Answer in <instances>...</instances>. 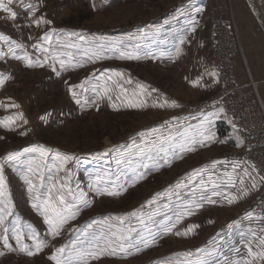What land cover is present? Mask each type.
<instances>
[{
  "label": "rangeland",
  "instance_id": "374dc122",
  "mask_svg": "<svg viewBox=\"0 0 264 264\" xmlns=\"http://www.w3.org/2000/svg\"><path fill=\"white\" fill-rule=\"evenodd\" d=\"M201 1L13 0L14 20L1 10V27L14 38L0 59L4 79L0 121L8 124L0 123V161L9 152L21 153V163L4 162L12 202L4 227L9 228L12 249H18L11 231L18 221L24 243L35 254L9 250L0 241L4 253L0 264H55L50 256L57 248L64 246L61 255L67 256L74 242L78 249L104 247L105 238L115 240L130 228L135 229L133 247L115 255L89 256L87 264H234L244 259L264 264V259L248 254L249 246L253 252L262 247L264 191L244 142L222 111L205 124V134L212 140L201 144L203 137L196 135L201 122L214 112L197 105L215 90L211 87L218 75L213 28L215 15L221 13H213L214 0ZM29 4L34 12L28 10ZM41 17L50 23L33 22ZM236 22L243 47L237 18ZM45 33L52 34L50 41L42 40ZM137 50L140 59L118 58L121 52ZM25 56L36 63L29 66ZM61 60L66 62L63 68ZM236 61L239 73L247 77L244 59ZM111 69L121 75L107 71ZM140 85L145 86L143 93ZM133 102L143 106L129 107ZM7 117L13 120L6 121ZM186 131V136L176 135ZM169 134L175 143L165 155L153 142ZM33 145L52 151L41 160L39 152L24 151ZM57 152L72 158L60 167L61 160H53ZM29 162H34L31 173ZM25 175L35 186L32 192ZM65 182L67 187L60 189ZM52 183H57L53 198L63 194L76 212L55 236L32 206L37 195L40 200L47 198ZM105 189L119 194L108 195ZM172 224L171 232L163 230ZM192 225L197 227L184 235ZM33 233L46 244L39 252L33 247ZM92 234L99 239L92 240ZM141 238L147 247L139 242Z\"/></svg>",
  "mask_w": 264,
  "mask_h": 264
},
{
  "label": "snow or ice",
  "instance_id": "6c2138e0",
  "mask_svg": "<svg viewBox=\"0 0 264 264\" xmlns=\"http://www.w3.org/2000/svg\"><path fill=\"white\" fill-rule=\"evenodd\" d=\"M13 3V0H0V10H3L5 13L9 14V17L11 19H15L17 16V13L15 11L12 10V8L10 7V5ZM28 10L30 12H34V9L32 7V5H28ZM35 24L39 25L41 22L43 23H50V21L44 20L43 17H41L40 19H35L33 21ZM192 31H195V27L192 28ZM73 35H75V33H73ZM51 33H45L44 36L42 37V40L44 41H50L51 40ZM9 37H6L5 35H3L2 33H0V40H9ZM14 43V42H13ZM181 43H183V40H181ZM17 47H21V45H17ZM34 47H37L40 51L42 52H48L49 49L43 47L42 45H34ZM181 49L177 48L176 52L177 55L180 53ZM9 52H12V49L9 48ZM14 54V53H13ZM4 55V53L0 52V58H2ZM18 58V57H17ZM97 58H101V57H97ZM119 59H128V60H134V59H140V56L138 54V50L137 51H127V52H121L120 56L118 57ZM25 59L28 60V65L29 66H33L34 61H32L31 59H29L27 56H25ZM65 61L61 60L60 61V66L61 68H63L65 66ZM55 71V69H53ZM107 71H111L113 73H115L117 76H120L121 73L115 69H111V70H107ZM57 75H59V72H57ZM214 75V73H213ZM109 80H111V76L108 77ZM127 83H131L130 80L126 81ZM4 83V79H3V74H0V84ZM196 83V82H193ZM118 87L121 88L122 92H127V89L123 88L122 85H117ZM80 87H83V83L80 85ZM141 88V92L143 93V90L145 88L144 85H140ZM69 91H72V87L70 86ZM108 89L105 88L104 89V95H107L108 93ZM153 91H155V89H153ZM72 96L75 99L76 97V93L74 91H72ZM109 100H111V96L108 97ZM77 103H80L79 100L76 101ZM167 103V102H165ZM113 107H115V105H112ZM129 107H141L143 106L142 103H129L128 104ZM155 106V105H154ZM160 107H164V104H160L158 105ZM172 106H176L175 102H172ZM15 107H18V105H15ZM220 111H223V109H221ZM20 118H22V113L18 114ZM216 115L215 113H209L207 117H205L204 121L201 122V125L199 126V131L196 133V135L203 137L202 140L199 141V143L203 144L205 141L208 140H212L214 137L212 135H206L205 133L208 131V129L205 127V124H211V120L210 117ZM6 121H12L13 117H7L5 118ZM26 122V121H25ZM0 123H3L5 127L8 126L7 123H5L4 121H0ZM233 127L235 128V125H233ZM152 131H156L155 129H153ZM176 135H181V136H186L187 135V131L185 133H176ZM193 142H196L195 139L193 138ZM223 142V141H221ZM168 144V147L165 146V144ZM175 143V138L172 134H169V136L164 137L159 143L157 142H153L154 146L156 147L158 152H162L165 155L168 154V148L172 147ZM239 147V144L237 145ZM139 148V146H136ZM181 148H184V145L181 144L180 145ZM191 150V149H189ZM25 152H39L40 153V157L41 160H44L47 156V154L49 152H51V149H47L45 148V146L43 145H33L31 148H26L24 149ZM110 151V150H106ZM149 151H151V149H149ZM140 152L141 154H144L145 149L140 148ZM96 156H100L102 154L97 153L95 154ZM21 157V153L20 152H9L6 157L3 158L2 161H0V229L3 230V234H0V241H3V244L6 248H8L9 250H19L21 252H27L28 255H33L35 254L33 251L30 250L29 245L24 243V233L20 228L19 222L15 221L12 224L11 227V231L12 234L16 240V244L18 245V249H12L11 245L9 244L8 241V235L7 233L9 232V228L8 227H4V223H5V219L7 216L12 214V202L9 196V193L7 191V182L4 176V162H9V163H13L15 164H19L21 163L20 160ZM72 157L70 156H61L60 153H56V155L53 157V160H61V164L60 167H63V164L67 162V160L71 159ZM149 159H151L152 157L149 156ZM34 162H29L30 166L28 171L31 173L33 171L31 164ZM117 163H120V160H117ZM57 171H59V168H57ZM245 175H250V173H248V171L245 169ZM24 179L26 181H28V185H29V191L32 192L35 190V186L32 184L31 180L28 179V176L25 175ZM264 179V178H262ZM231 182V181H229ZM59 183V182H57ZM57 183H52L50 184L49 188H48V196L46 199L44 200H40L39 195H37L35 197L36 201L35 203H33V208L37 209L40 214L43 216V219L45 221L46 224H48L49 229L52 233V235H59V230L60 228L67 223V221L69 219H73L76 215V212L73 210L74 205L66 203L65 201V196L63 194H58L56 195L55 199L53 198V193L52 190L57 188ZM241 183H243V180H241ZM67 187V183H63L60 184V189H64ZM253 187H255V183L253 184ZM99 191V189H98ZM107 192L108 195H118L119 193L116 191H108V190H104ZM59 192V189H58ZM69 194H70V190H69ZM159 195V194H157ZM84 194L81 193L79 199H83ZM74 199H77L76 197H74ZM236 198L233 197L232 199H230L228 202L232 203ZM209 202L211 203H215V201L209 200ZM84 204H87L88 202L86 200L83 201ZM151 203V202H149ZM187 214L191 215L192 213L189 211ZM247 215L251 216V213H248ZM177 222H179V220H177ZM97 223V221H93V224ZM141 223L143 224V221H141ZM92 227V225H89V228ZM175 227V224H172L171 227L165 226L164 227V231L165 232H171L172 229ZM197 227L196 225H192L189 226V229L183 233L184 235H187L188 231H191L192 228ZM135 229H127L125 233L116 236L115 240L113 239H109V238H105V246L104 247H99L98 245H90L89 249H78L75 248V243L73 244V251H71L67 256H62L61 254L65 252V247L62 246L60 248H57L55 250V252L50 256V259L55 261V264H87V257L91 256L93 258H99V256L104 255V254H111V255H115L116 251H126L128 248L133 247V244L131 243V233L134 232ZM83 235H85V237H88V233L87 231H85L83 233ZM115 236V234H113ZM176 235H181L180 232H177ZM255 235V234H253ZM31 239L33 240V247L35 248L36 252H39L42 248L46 247V244L44 243V241L37 239V236L35 233L32 234ZM92 240H97L99 239L98 237H96L95 234H92L91 236ZM140 243H144L145 247L148 246V244L146 243V241L143 240V238L140 239L139 241ZM259 245L262 246L261 250L259 252H253L252 248L249 246L248 248V254L250 257H258L260 259H264V237H260L259 238ZM137 251H139V247L136 248ZM0 255H4L3 252H0ZM200 264H207V261H201ZM234 264H253V260L250 259H244V260H236L234 262Z\"/></svg>",
  "mask_w": 264,
  "mask_h": 264
},
{
  "label": "built area",
  "instance_id": "2783aa9c",
  "mask_svg": "<svg viewBox=\"0 0 264 264\" xmlns=\"http://www.w3.org/2000/svg\"><path fill=\"white\" fill-rule=\"evenodd\" d=\"M228 7V13H217L214 18L219 84L211 97L200 102L197 108L205 112L223 109L244 142L264 191V100L260 96L259 83L251 76L248 67L247 83L240 82L236 59L243 58L246 66L247 63L231 3Z\"/></svg>",
  "mask_w": 264,
  "mask_h": 264
},
{
  "label": "crops",
  "instance_id": "0c3cea01",
  "mask_svg": "<svg viewBox=\"0 0 264 264\" xmlns=\"http://www.w3.org/2000/svg\"><path fill=\"white\" fill-rule=\"evenodd\" d=\"M204 2L205 0H202L199 3L202 4ZM230 3L238 21L240 34L243 35V48L248 69L250 68L249 70L251 76L259 83L260 96L264 100V38L262 36V34L264 33V27L258 17L259 13L262 17L264 16V0H230ZM212 9L213 13L217 11L226 13V10L228 9V1L214 0ZM1 13L3 12L0 10V14ZM4 14L7 15L6 13ZM1 24L2 19L0 17V33L10 38L9 40H0V52H3L4 49L6 50L8 45L12 44L14 36L10 33L5 32L1 27ZM253 28L255 29L253 30ZM251 30L253 31L251 32ZM240 71L241 70H239L238 73ZM216 77V82H214L213 86H211L212 88L214 87L215 90L217 89L219 84V76L217 74ZM239 79L242 84L247 83L246 76L242 72L239 73ZM203 85V88H208V85ZM220 110L221 109H217L213 113L221 112ZM222 112L225 114L224 111ZM225 116L233 126L231 119L226 114ZM195 120H197L199 123L201 122L200 119Z\"/></svg>",
  "mask_w": 264,
  "mask_h": 264
},
{
  "label": "water",
  "instance_id": "95a60500",
  "mask_svg": "<svg viewBox=\"0 0 264 264\" xmlns=\"http://www.w3.org/2000/svg\"><path fill=\"white\" fill-rule=\"evenodd\" d=\"M258 17H259V19H260V21H261V23H262V25L264 27V20L262 19V16L260 15V13L258 14Z\"/></svg>",
  "mask_w": 264,
  "mask_h": 264
},
{
  "label": "trees",
  "instance_id": "16d2710c",
  "mask_svg": "<svg viewBox=\"0 0 264 264\" xmlns=\"http://www.w3.org/2000/svg\"><path fill=\"white\" fill-rule=\"evenodd\" d=\"M219 132L221 133V134H225V131L223 130H219Z\"/></svg>",
  "mask_w": 264,
  "mask_h": 264
},
{
  "label": "bare ground",
  "instance_id": "6f19581e",
  "mask_svg": "<svg viewBox=\"0 0 264 264\" xmlns=\"http://www.w3.org/2000/svg\"><path fill=\"white\" fill-rule=\"evenodd\" d=\"M262 19L264 20V16L262 17ZM243 48V47H242ZM243 51H244V48H243ZM237 70H239V68L237 67Z\"/></svg>",
  "mask_w": 264,
  "mask_h": 264
}]
</instances>
